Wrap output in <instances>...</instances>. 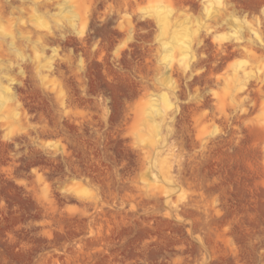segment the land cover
Instances as JSON below:
<instances>
[{"label": "rangeland", "instance_id": "rangeland-1", "mask_svg": "<svg viewBox=\"0 0 264 264\" xmlns=\"http://www.w3.org/2000/svg\"><path fill=\"white\" fill-rule=\"evenodd\" d=\"M0 264H264V0H0Z\"/></svg>", "mask_w": 264, "mask_h": 264}, {"label": "bare ground", "instance_id": "bare-ground-1", "mask_svg": "<svg viewBox=\"0 0 264 264\" xmlns=\"http://www.w3.org/2000/svg\"><path fill=\"white\" fill-rule=\"evenodd\" d=\"M156 15H157V14H156ZM164 17H166V16H164ZM164 17H163V18H164ZM163 18L161 17V19H163ZM164 19H165V18H164ZM183 23H184V22H183ZM187 28H188V27H187ZM187 28H186V29H187ZM186 29H185V31L183 30V32H184V33L186 32L184 35H186V34H187V31H186ZM187 30H188V29H187ZM188 34H189V33H188ZM182 38H183V37H182ZM178 40H179V39H178ZM175 42H176V41H175ZM180 42L182 43V41H181V40H180ZM184 43H185V41H184ZM184 43H183V44H184Z\"/></svg>", "mask_w": 264, "mask_h": 264}]
</instances>
